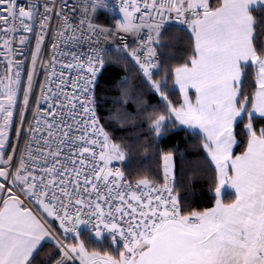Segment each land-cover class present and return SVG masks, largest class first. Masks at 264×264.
I'll use <instances>...</instances> for the list:
<instances>
[{"label":"snow or ice","instance_id":"1","mask_svg":"<svg viewBox=\"0 0 264 264\" xmlns=\"http://www.w3.org/2000/svg\"><path fill=\"white\" fill-rule=\"evenodd\" d=\"M0 25V264H35L47 244L48 264H264V0H0ZM170 29L190 33L175 64L158 54ZM33 36L28 64L17 55ZM114 62L158 97L146 113L154 139H200L212 206L182 205L175 153L159 143L162 176L128 179L113 166L129 152L101 122L96 93ZM122 84L124 105L142 103Z\"/></svg>","mask_w":264,"mask_h":264},{"label":"trees","instance_id":"2","mask_svg":"<svg viewBox=\"0 0 264 264\" xmlns=\"http://www.w3.org/2000/svg\"><path fill=\"white\" fill-rule=\"evenodd\" d=\"M163 42L168 47L158 49V54L167 63L182 62L185 55L190 53V33L187 31L170 29L165 33ZM125 76L128 77V87L135 91L137 97L143 98L142 103L137 104L131 100L126 105L122 103L125 92L122 80ZM96 96L101 122L129 152L123 166L128 179L140 175L162 176V161L155 151L159 143L161 148L175 153V190L182 205L197 209L212 206L215 199L212 191L213 172L200 139L182 130L160 141L154 139V133L149 131L146 113L157 105L158 97L142 83L135 69L126 71L115 62L109 64L98 85ZM179 98L177 90L171 99L176 102ZM53 252L54 246L47 244L36 257L35 264H48Z\"/></svg>","mask_w":264,"mask_h":264},{"label":"built area","instance_id":"3","mask_svg":"<svg viewBox=\"0 0 264 264\" xmlns=\"http://www.w3.org/2000/svg\"><path fill=\"white\" fill-rule=\"evenodd\" d=\"M20 3H25L26 0H19ZM44 0H40V3H43ZM78 0H70V4H75L77 3ZM55 3L57 5V7H59L60 3H61V0H55ZM42 10V9H41ZM104 18L103 15H101L100 19L102 20ZM59 26V21L57 20H53L52 22V25L49 29V32H48V35L46 36L45 38V41H44V45L41 49V53H40V57H41V61L43 62V66L41 64H38L37 66V70L38 72L40 73L39 77H38V80L40 83H44L46 81V71H45V66L48 64V62L52 59V56L54 55V50L52 49L51 47V44L53 43V34H54V31H55V28ZM0 28H2V25H0ZM19 40V36H17V41ZM34 45H35V39H34V36H33V39L31 41V43L27 46H25V48L23 49V53L24 55L23 56H19L17 55V59H25L27 58V63L30 64L31 62V50L34 48ZM64 46L61 45V48H63ZM17 48H18V51H19V45L17 44ZM70 57H59L58 56V61L59 60H63L65 63L67 62H70ZM3 70H4V63H3V57L0 56V74L3 73ZM61 65L60 63H57V66H56V71L57 73L59 74V72L61 71ZM48 71H50V69H48ZM76 76V72L75 70H72L70 73L68 71H65V77L66 79L69 80V83H68V86H67V91L68 92H71L72 91V87H71V83H70V80L71 78H74ZM55 87V86H53ZM39 89L37 88V93H38ZM23 145H21L22 147ZM126 163L123 162H118V161H114L113 162V166L114 167H120L122 170H123V166L124 164ZM177 194V192H176Z\"/></svg>","mask_w":264,"mask_h":264},{"label":"rangeland","instance_id":"4","mask_svg":"<svg viewBox=\"0 0 264 264\" xmlns=\"http://www.w3.org/2000/svg\"><path fill=\"white\" fill-rule=\"evenodd\" d=\"M12 139H13V141H14V139H15L14 132L12 133ZM8 150L11 151L10 148H9Z\"/></svg>","mask_w":264,"mask_h":264}]
</instances>
